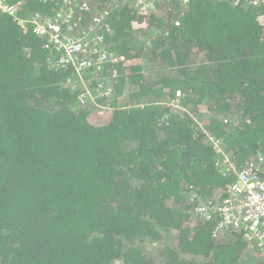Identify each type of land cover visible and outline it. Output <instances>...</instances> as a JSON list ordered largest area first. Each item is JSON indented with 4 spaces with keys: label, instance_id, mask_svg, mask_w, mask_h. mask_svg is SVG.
Returning a JSON list of instances; mask_svg holds the SVG:
<instances>
[{
    "label": "trees",
    "instance_id": "trees-1",
    "mask_svg": "<svg viewBox=\"0 0 264 264\" xmlns=\"http://www.w3.org/2000/svg\"><path fill=\"white\" fill-rule=\"evenodd\" d=\"M18 1L0 13V264H263L243 231L216 237L194 209L234 179L208 134L238 169L264 152V7L86 0L74 32L107 11L90 88L111 93L81 102L30 22L63 0Z\"/></svg>",
    "mask_w": 264,
    "mask_h": 264
},
{
    "label": "built area",
    "instance_id": "built-area-1",
    "mask_svg": "<svg viewBox=\"0 0 264 264\" xmlns=\"http://www.w3.org/2000/svg\"><path fill=\"white\" fill-rule=\"evenodd\" d=\"M46 2L50 0H39ZM157 0H114L115 6L133 3L141 13H147L155 7ZM181 5L189 0H177ZM248 3L264 7V0H244ZM21 5L18 0H0V13L16 17ZM74 8L82 11H93V7L86 0H63L60 10L53 16L35 14L30 20L33 31L37 35L47 36L49 41L62 48L63 54L56 62V66L63 69H74L67 82L73 89L80 87V101L89 99L94 101L111 93L110 87L102 83L92 84V69L106 63L110 54L101 47L102 38L98 34L99 28L107 14L106 10H95L91 22L86 29L74 32ZM264 9V8H263ZM101 11V12H100ZM76 33V34H75ZM90 76L85 77V75ZM175 108L179 107L176 103ZM200 123V122H199ZM202 125V122L200 123ZM208 138L217 152V162L222 174H234L233 181L226 186L224 196L217 202H203L195 207L198 219L214 218V236L225 235L231 230H241L248 238L254 240L261 252L264 264V152L238 169L231 156L221 148V141L208 134Z\"/></svg>",
    "mask_w": 264,
    "mask_h": 264
}]
</instances>
